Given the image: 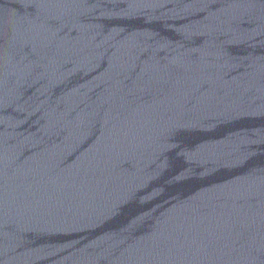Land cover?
I'll list each match as a JSON object with an SVG mask.
<instances>
[{"label":"water","instance_id":"95a60500","mask_svg":"<svg viewBox=\"0 0 264 264\" xmlns=\"http://www.w3.org/2000/svg\"><path fill=\"white\" fill-rule=\"evenodd\" d=\"M0 264H264V0H0Z\"/></svg>","mask_w":264,"mask_h":264}]
</instances>
